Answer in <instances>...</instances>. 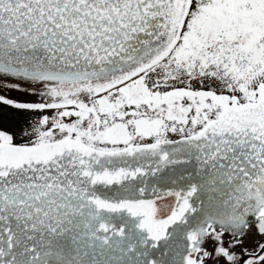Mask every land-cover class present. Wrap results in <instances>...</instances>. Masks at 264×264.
Wrapping results in <instances>:
<instances>
[{"label": "snow or ice", "instance_id": "snow-or-ice-1", "mask_svg": "<svg viewBox=\"0 0 264 264\" xmlns=\"http://www.w3.org/2000/svg\"><path fill=\"white\" fill-rule=\"evenodd\" d=\"M0 264H264V0H0Z\"/></svg>", "mask_w": 264, "mask_h": 264}]
</instances>
